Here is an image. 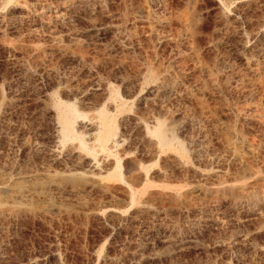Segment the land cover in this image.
<instances>
[{
    "label": "rangeland",
    "instance_id": "1",
    "mask_svg": "<svg viewBox=\"0 0 264 264\" xmlns=\"http://www.w3.org/2000/svg\"><path fill=\"white\" fill-rule=\"evenodd\" d=\"M0 264H264V0H0Z\"/></svg>",
    "mask_w": 264,
    "mask_h": 264
},
{
    "label": "bare ground",
    "instance_id": "2",
    "mask_svg": "<svg viewBox=\"0 0 264 264\" xmlns=\"http://www.w3.org/2000/svg\"><path fill=\"white\" fill-rule=\"evenodd\" d=\"M59 103H60L59 106H61L63 109L64 107L67 108V111L65 110L64 112L65 114L64 113L60 114V119L62 123V125L60 124L61 125L60 138L63 141H67L69 139H73V140L76 139L79 141L80 145L88 149L91 154H94L95 156L98 155L97 154L98 150H96L94 146L89 145V143H87L86 138H83L82 134L79 133L77 130H75V120H77L78 117L82 116L79 110L75 107H72L73 106L72 104H71L72 106L70 104L68 106L63 102H59ZM68 109L70 110L68 111ZM112 123H113V119L110 115H107V113L106 114L102 113L100 115V124L99 127L97 128L98 137L95 138L99 142L98 144L103 150H110L112 147L116 148L120 144L119 138L116 137L117 132L114 129L115 127L114 123L113 124ZM152 133L155 136H157L161 144L163 145L169 144L170 138H168V136L166 135L163 124L159 123L158 126L154 128V130H152ZM119 167L121 169L120 163H119Z\"/></svg>",
    "mask_w": 264,
    "mask_h": 264
}]
</instances>
